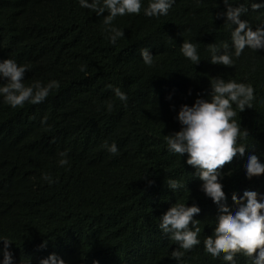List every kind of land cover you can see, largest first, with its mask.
I'll list each match as a JSON object with an SVG mask.
<instances>
[{
    "label": "trees",
    "instance_id": "1",
    "mask_svg": "<svg viewBox=\"0 0 264 264\" xmlns=\"http://www.w3.org/2000/svg\"><path fill=\"white\" fill-rule=\"evenodd\" d=\"M148 3L112 21L124 33L112 44L107 13L78 0H0V60L26 66V86L59 83L38 104L13 108L0 96V240L11 244L13 264H228L204 249L219 207L166 143L179 131L180 106L210 99L214 77L255 90L251 108L234 117L248 151L222 170L225 206L234 210L244 191L264 197V175L248 179L244 170L248 155L264 162V0H175L160 17L144 15ZM184 42L196 46L198 64L182 54ZM225 54L230 65L211 63ZM113 143L115 155L105 148ZM173 180L181 187L172 190ZM179 204L200 208L189 227L201 243L191 250L159 228ZM235 264L252 259L237 253Z\"/></svg>",
    "mask_w": 264,
    "mask_h": 264
},
{
    "label": "clouds",
    "instance_id": "2",
    "mask_svg": "<svg viewBox=\"0 0 264 264\" xmlns=\"http://www.w3.org/2000/svg\"><path fill=\"white\" fill-rule=\"evenodd\" d=\"M175 0H149L143 9L149 17L166 16ZM81 8L88 9L103 17L107 26L108 39L112 44L124 36L122 30L112 26L117 16L139 14L143 0H78ZM182 54L198 64L200 62L196 46L190 42L181 45ZM140 57L146 65H150L153 56L148 48L141 49ZM212 64L230 65L229 55H213ZM84 69L81 68V71ZM26 66L18 65L12 59L0 60V96L13 108L25 102L38 104L43 102L49 92L59 87L58 81H49L46 85L35 82L30 86L24 83ZM114 94L122 102L127 101L125 93L119 88L113 89ZM254 88L250 84L237 83L234 80L225 81L223 78H212L209 98L197 97L189 106H180L176 120L180 128L166 136L168 151L181 157L186 156V164L195 169V174L201 181V191L210 198L220 210L216 219V227L211 236L204 239L205 251L214 259H223L228 264H235V256L241 253L252 259V264H264V197L255 191H244L242 196H233L234 210L226 207V195L223 190L222 170L235 159H244L248 151L243 144L238 143L241 137L240 126L236 119L237 109L244 112L251 108L254 100ZM235 106V107H233ZM111 105H109V108ZM107 151L117 154L115 143L105 144ZM58 163L64 166L68 163L67 152L59 153ZM245 176L248 179L264 175V162L255 154L247 156ZM43 179L52 182L48 175ZM169 187L176 190L181 187L177 181H170ZM196 205L179 204L171 206L161 217L159 228L178 243L180 249L191 250L201 243L198 239L199 229L193 231L189 226L194 225L193 217L199 214ZM3 248L0 264H13L9 251L10 243L0 240ZM177 258L181 253L174 251ZM41 264H64L62 260L49 257Z\"/></svg>",
    "mask_w": 264,
    "mask_h": 264
}]
</instances>
